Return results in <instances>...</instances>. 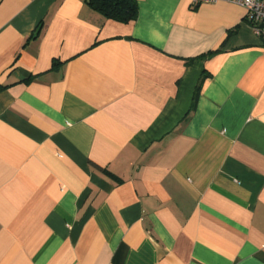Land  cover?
Segmentation results:
<instances>
[{
    "label": "crops",
    "instance_id": "1",
    "mask_svg": "<svg viewBox=\"0 0 264 264\" xmlns=\"http://www.w3.org/2000/svg\"><path fill=\"white\" fill-rule=\"evenodd\" d=\"M136 2L0 0V264H264V45Z\"/></svg>",
    "mask_w": 264,
    "mask_h": 264
},
{
    "label": "trees",
    "instance_id": "2",
    "mask_svg": "<svg viewBox=\"0 0 264 264\" xmlns=\"http://www.w3.org/2000/svg\"><path fill=\"white\" fill-rule=\"evenodd\" d=\"M88 5L106 19L127 23L136 18V0H87Z\"/></svg>",
    "mask_w": 264,
    "mask_h": 264
},
{
    "label": "built area",
    "instance_id": "3",
    "mask_svg": "<svg viewBox=\"0 0 264 264\" xmlns=\"http://www.w3.org/2000/svg\"><path fill=\"white\" fill-rule=\"evenodd\" d=\"M217 0H191L192 4L212 3ZM245 9V21L264 45V0H226Z\"/></svg>",
    "mask_w": 264,
    "mask_h": 264
}]
</instances>
